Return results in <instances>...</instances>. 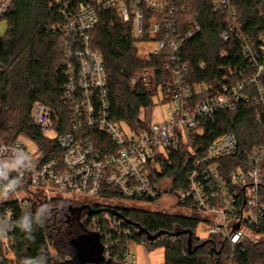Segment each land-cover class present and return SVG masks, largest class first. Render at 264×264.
<instances>
[{
  "label": "built area",
  "instance_id": "1",
  "mask_svg": "<svg viewBox=\"0 0 264 264\" xmlns=\"http://www.w3.org/2000/svg\"><path fill=\"white\" fill-rule=\"evenodd\" d=\"M12 1L0 0V22ZM210 2L226 18L228 30L220 37L227 41L237 28V11L230 0ZM53 4L60 21L52 29L65 35L62 50L67 122L63 109L58 113L36 102L31 120L50 146L42 148L26 136L0 142V248L5 257L16 262L17 224L28 213L36 214L42 202L95 196L153 202L173 194L177 206L189 204L181 209L205 218L209 236H221L230 245L231 252L224 255L225 264H237L235 252L245 251L247 243H257L264 236L253 230L264 221V144L253 148L247 164H239L224 177L219 160L237 153V138L230 133L220 135L204 154L199 139L204 135L206 120L214 121L222 112L234 111L240 101L255 107L256 120L264 131V89L259 82L264 76V31L257 47L249 38L241 37L242 53L250 61L253 74L224 86L214 96L205 93L198 97L201 90L196 93L186 83L189 63L182 60L181 52L203 27L191 21L188 32L179 33L177 0H88L78 5L54 0ZM106 11L130 25L134 41L148 38L147 44L153 46L151 53L168 51L165 70L170 83L165 91L169 109L163 121L150 122L148 110H141L138 118L145 128L135 129L111 119L105 65L93 47L92 36L99 15ZM156 75V69H139L131 83L149 85ZM58 125L65 130L60 131ZM180 149L194 159L187 186L174 189L173 180L158 177L162 174L160 158H169ZM163 183L169 187L164 188ZM100 214L84 218L86 231L99 234L104 246L103 260L96 264H135L130 247L122 257L114 254L120 238L133 235L132 228L109 210ZM48 247L51 257H58Z\"/></svg>",
  "mask_w": 264,
  "mask_h": 264
},
{
  "label": "trees",
  "instance_id": "2",
  "mask_svg": "<svg viewBox=\"0 0 264 264\" xmlns=\"http://www.w3.org/2000/svg\"><path fill=\"white\" fill-rule=\"evenodd\" d=\"M69 1L78 5L88 0ZM53 2L13 0L3 19L8 30L4 37H0V142L26 136L42 148L50 146L51 142L31 120V109L36 102H43L58 113L63 109V118L67 122V79L62 50L65 35L52 29L60 21ZM230 3L237 11L238 22L229 39L224 41L220 35L228 30L226 18L215 10L210 0H177L179 33L186 34L191 21H197L203 27L198 35L185 43L181 52L182 60L189 63L186 83L196 93L201 90L198 97L205 93L214 96L224 86L241 82L245 76L253 74L250 61L242 53L241 37L249 38L256 47L260 44V35L264 31V0H230ZM92 36L93 47L101 54L105 65L111 119L135 129L145 128L138 119L141 110L152 108L157 99L162 104L169 101L165 91L170 83L165 70L168 51L164 49L157 55L151 53L153 46L147 44L150 40L134 41L130 25L123 23L111 11L99 15ZM202 65L206 66L205 70ZM147 68L156 69L155 80L149 85L141 82L133 85L134 72ZM259 82L264 89V76ZM256 117L255 107L240 101L234 111H224L214 121L204 122L205 132L199 139L202 154L220 135L230 133L237 138V153L219 160L224 177L239 164H247L253 148L264 144V131ZM58 129L65 130L59 125ZM193 159L183 149L169 158H160L162 174L158 177L173 180L174 189L185 188ZM82 205L63 198L42 202L36 214L28 213L17 224L16 262L11 263L0 248V264H63L67 258L73 257L70 241L86 231L84 218L98 217L107 210L125 220L128 223L126 227L133 231L131 237L120 238L114 248L117 256L122 257L133 243L163 248L164 264H225L224 255L231 252L230 245L221 236H209L207 239L196 236V228L203 220L195 215L91 205V211L100 212H83L78 221L72 210ZM187 206L190 207L189 204H179L180 208ZM253 230L264 234V221ZM159 232L163 234L155 241L148 240L146 233L156 235ZM189 234H192L191 250L188 247ZM204 242L205 245L194 251ZM48 245L58 257H51ZM235 258L237 264H264V241L247 243L245 251L235 252Z\"/></svg>",
  "mask_w": 264,
  "mask_h": 264
},
{
  "label": "rangeland",
  "instance_id": "3",
  "mask_svg": "<svg viewBox=\"0 0 264 264\" xmlns=\"http://www.w3.org/2000/svg\"><path fill=\"white\" fill-rule=\"evenodd\" d=\"M8 30V24L5 20L0 22V37H4ZM169 106L162 104L158 99L155 100V105L152 108H148L147 119L152 122H161L165 119V115ZM32 148V147H31ZM164 188L169 187L166 183ZM169 184V183H168ZM163 187V185H162ZM74 203H83L89 205H104L109 207L123 208V209H139L147 210L152 212H162L167 214H178V215H191L188 211L181 209L176 205L173 194H168L162 198L153 202H140V201H130L124 200L120 197H71L68 198ZM193 215V214H192ZM200 217V216H199ZM203 221L205 218L200 217ZM200 222L196 228V236L200 239H207L209 237L208 227L205 222ZM259 241H264V236L259 238ZM132 252L135 255V264H164V249L161 247H148L145 244L133 243Z\"/></svg>",
  "mask_w": 264,
  "mask_h": 264
},
{
  "label": "water",
  "instance_id": "4",
  "mask_svg": "<svg viewBox=\"0 0 264 264\" xmlns=\"http://www.w3.org/2000/svg\"><path fill=\"white\" fill-rule=\"evenodd\" d=\"M85 208L90 209L89 206L83 205L78 209L72 210L73 214H77L78 221H80L81 213ZM91 212L97 214L100 211ZM26 226H28V224ZM235 228L238 229L239 225L237 224ZM162 234L163 232H159L156 235H150L146 233L148 240L150 241H155ZM177 235H180V233H177ZM205 243L206 242L200 244L199 246H196L194 248V251H196L199 247L205 245ZM69 247L71 252L73 253V257L65 260L63 264H96L103 260L104 246L99 234L97 233H89L87 231H84L82 234L70 241ZM188 247L189 250L193 248L192 234H189Z\"/></svg>",
  "mask_w": 264,
  "mask_h": 264
},
{
  "label": "flooded vegetation",
  "instance_id": "5",
  "mask_svg": "<svg viewBox=\"0 0 264 264\" xmlns=\"http://www.w3.org/2000/svg\"><path fill=\"white\" fill-rule=\"evenodd\" d=\"M85 206H88V205H85ZM89 207H90V206H89ZM87 211H90V209L85 208V209L82 211V213H83V212L85 213V212H87ZM82 213H81V214H82Z\"/></svg>",
  "mask_w": 264,
  "mask_h": 264
},
{
  "label": "crops",
  "instance_id": "6",
  "mask_svg": "<svg viewBox=\"0 0 264 264\" xmlns=\"http://www.w3.org/2000/svg\"><path fill=\"white\" fill-rule=\"evenodd\" d=\"M132 246H133V245L131 244V245H130V252H131L132 254H134V253L132 252V250H133V249H132Z\"/></svg>",
  "mask_w": 264,
  "mask_h": 264
},
{
  "label": "clouds",
  "instance_id": "7",
  "mask_svg": "<svg viewBox=\"0 0 264 264\" xmlns=\"http://www.w3.org/2000/svg\"><path fill=\"white\" fill-rule=\"evenodd\" d=\"M3 176V173L2 172H0V177H2Z\"/></svg>",
  "mask_w": 264,
  "mask_h": 264
}]
</instances>
